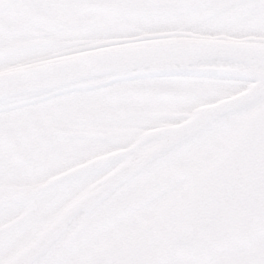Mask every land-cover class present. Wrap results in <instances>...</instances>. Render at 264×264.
<instances>
[{"label": "snow or ice", "instance_id": "snow-or-ice-1", "mask_svg": "<svg viewBox=\"0 0 264 264\" xmlns=\"http://www.w3.org/2000/svg\"><path fill=\"white\" fill-rule=\"evenodd\" d=\"M0 264H264V0H0Z\"/></svg>", "mask_w": 264, "mask_h": 264}, {"label": "rangeland", "instance_id": "rangeland-1", "mask_svg": "<svg viewBox=\"0 0 264 264\" xmlns=\"http://www.w3.org/2000/svg\"><path fill=\"white\" fill-rule=\"evenodd\" d=\"M41 187H43V186H41Z\"/></svg>", "mask_w": 264, "mask_h": 264}]
</instances>
